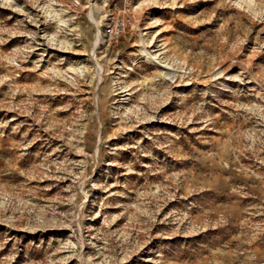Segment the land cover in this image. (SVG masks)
<instances>
[{
    "label": "rangeland",
    "instance_id": "374dc122",
    "mask_svg": "<svg viewBox=\"0 0 264 264\" xmlns=\"http://www.w3.org/2000/svg\"><path fill=\"white\" fill-rule=\"evenodd\" d=\"M0 264H264V0H0Z\"/></svg>",
    "mask_w": 264,
    "mask_h": 264
},
{
    "label": "built area",
    "instance_id": "2783aa9c",
    "mask_svg": "<svg viewBox=\"0 0 264 264\" xmlns=\"http://www.w3.org/2000/svg\"><path fill=\"white\" fill-rule=\"evenodd\" d=\"M107 18L103 27L105 41L116 42L121 40L128 28L127 11L115 8Z\"/></svg>",
    "mask_w": 264,
    "mask_h": 264
},
{
    "label": "bare ground",
    "instance_id": "6f19581e",
    "mask_svg": "<svg viewBox=\"0 0 264 264\" xmlns=\"http://www.w3.org/2000/svg\"><path fill=\"white\" fill-rule=\"evenodd\" d=\"M130 1V0H129ZM240 4H245L246 6L250 8H253L254 5V0H237ZM133 1L132 2H128V8H129V12H132L134 10V6H133ZM137 9V8H136ZM146 36L142 35L141 39H144ZM141 41V40H140ZM143 41V40H142ZM141 41V42H142Z\"/></svg>",
    "mask_w": 264,
    "mask_h": 264
}]
</instances>
